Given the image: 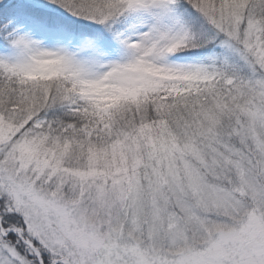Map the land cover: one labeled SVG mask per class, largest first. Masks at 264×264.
I'll list each match as a JSON object with an SVG mask.
<instances>
[{
  "label": "snow or ice",
  "instance_id": "snow-or-ice-1",
  "mask_svg": "<svg viewBox=\"0 0 264 264\" xmlns=\"http://www.w3.org/2000/svg\"><path fill=\"white\" fill-rule=\"evenodd\" d=\"M0 264H264V0H0Z\"/></svg>",
  "mask_w": 264,
  "mask_h": 264
}]
</instances>
